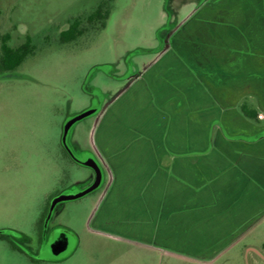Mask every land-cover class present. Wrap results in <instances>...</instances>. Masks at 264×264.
I'll use <instances>...</instances> for the list:
<instances>
[{"label": "crops", "instance_id": "obj_1", "mask_svg": "<svg viewBox=\"0 0 264 264\" xmlns=\"http://www.w3.org/2000/svg\"><path fill=\"white\" fill-rule=\"evenodd\" d=\"M94 114L95 234L194 264L235 250L264 264V0H200Z\"/></svg>", "mask_w": 264, "mask_h": 264}, {"label": "rangeland", "instance_id": "obj_2", "mask_svg": "<svg viewBox=\"0 0 264 264\" xmlns=\"http://www.w3.org/2000/svg\"><path fill=\"white\" fill-rule=\"evenodd\" d=\"M102 1L0 0V35L9 33L14 47L30 35L35 48L15 71L0 73V264H194L95 234L87 216L97 189L59 202L43 218L53 195L80 191L73 187L96 175L63 143L67 120L110 100L200 2L114 0L106 26L93 27L86 16ZM81 15L85 33L61 42ZM95 117L76 121L67 134L80 160L91 157ZM59 237L67 245L55 248ZM214 264L248 261L235 250Z\"/></svg>", "mask_w": 264, "mask_h": 264}, {"label": "trees", "instance_id": "obj_3", "mask_svg": "<svg viewBox=\"0 0 264 264\" xmlns=\"http://www.w3.org/2000/svg\"><path fill=\"white\" fill-rule=\"evenodd\" d=\"M114 0H104L102 1L98 7L89 13L86 16V21L91 24L93 27L104 28L107 24V19L111 13V3ZM84 15H81L75 19H73L69 27L63 30L60 34V41L70 42L75 40L77 37L81 36L85 33L87 28L82 26ZM11 36L9 33H3L0 35V73H8L15 71L24 61L25 59L34 52V45L32 44V38L30 35L26 36V40L18 46H12L9 43ZM243 113L250 118H257V112L249 109L246 104L242 105ZM56 196L53 195L47 205V211L45 213L44 219L49 210L50 201ZM5 237V235H2ZM12 246L16 249L19 247L13 243Z\"/></svg>", "mask_w": 264, "mask_h": 264}, {"label": "water", "instance_id": "obj_4", "mask_svg": "<svg viewBox=\"0 0 264 264\" xmlns=\"http://www.w3.org/2000/svg\"><path fill=\"white\" fill-rule=\"evenodd\" d=\"M97 110V106H94V107H91L90 109L80 113V114H77L71 118H69L67 120V122L65 123V126H64V133H63V143L65 144V146L67 147V150L68 152L78 161H81V163H83L84 165H87L91 168L94 169L95 171V179L94 181L92 182V184H90L89 186H87L85 189H82L80 191H77V192H71V193H65V194H59L57 196H55L52 201H51V204H50V207H49V211H48V214H47V219H49L51 217V214L55 208V206L59 203V202H62V201H66V200H71V199H76V198H79V197H82L86 194H88L89 192L95 190L101 183V180H102V172H101V169L98 165V163L96 162V160L92 157H89L87 158L86 160H80L78 159L77 157H75L72 153V151L69 149V147L67 146L66 144V138H67V134L69 132V129L71 128V126L78 120L90 115V114H93L95 113Z\"/></svg>", "mask_w": 264, "mask_h": 264}, {"label": "flooded vegetation", "instance_id": "obj_5", "mask_svg": "<svg viewBox=\"0 0 264 264\" xmlns=\"http://www.w3.org/2000/svg\"><path fill=\"white\" fill-rule=\"evenodd\" d=\"M1 237H3L2 235L3 234H0ZM55 235H54V232H48L47 235H46V238L49 240L51 238L54 239ZM68 240L66 239V237H59L56 241H54V246L55 248H60L62 247L65 243H67Z\"/></svg>", "mask_w": 264, "mask_h": 264}]
</instances>
